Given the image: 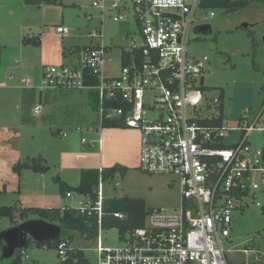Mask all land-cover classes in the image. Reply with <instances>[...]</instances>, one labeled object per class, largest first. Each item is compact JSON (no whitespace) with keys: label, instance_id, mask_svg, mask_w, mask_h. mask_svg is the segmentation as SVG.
<instances>
[{"label":"built area","instance_id":"1","mask_svg":"<svg viewBox=\"0 0 264 264\" xmlns=\"http://www.w3.org/2000/svg\"><path fill=\"white\" fill-rule=\"evenodd\" d=\"M200 4L201 0L113 1L109 8L118 12L113 20L124 21L131 15L140 36L139 41L119 48V75H108L105 69L113 61L115 48L98 43L73 52L68 64L45 66L39 86H33L32 78L20 80L23 89L38 92L40 103L48 94L90 92L100 128L116 122L140 130L144 172L174 174L180 179L179 209L151 210L144 227L120 235V246H106L100 227L97 264H228L226 244L234 215L246 208L247 198L264 184V149L254 150L249 142L250 133L264 131L258 128L261 116L244 119L236 129L241 134L239 142L225 144L223 92L212 95L215 91L205 84L210 59L188 53ZM93 5L104 11L107 0ZM71 31L62 25L57 28L64 37ZM95 37L103 38L99 30H94ZM42 110L40 104L33 112ZM220 117L223 124L218 126L214 122ZM98 145L102 147L101 140ZM103 191L100 181V217ZM56 241L59 264L78 263L71 243L65 237ZM17 253L23 259L26 248Z\"/></svg>","mask_w":264,"mask_h":264},{"label":"rangeland","instance_id":"2","mask_svg":"<svg viewBox=\"0 0 264 264\" xmlns=\"http://www.w3.org/2000/svg\"><path fill=\"white\" fill-rule=\"evenodd\" d=\"M94 1L64 0L62 6L48 5L44 10L36 9L37 26L47 18L45 27L48 34L45 41L42 30L33 36L40 37V41L42 38V45H25L21 50L20 39L12 35L4 48L0 68V208L15 206L19 200L18 190L22 179L18 184L13 180L16 176L13 167L19 157L18 162H25L28 158L46 159L45 164L50 166L46 174L31 169L21 172L27 174L24 175L29 181L35 178V185L43 182L46 176L45 183L48 184L49 179L52 183L48 191L54 198H64L55 181L57 176H65V179L77 183L79 172L73 168L87 157L92 159L98 154L103 155V166L125 169L124 175L118 173L113 181L104 183L105 197L143 198L150 210L173 212L180 207L179 177L144 172L140 162V130L128 127L100 128L90 92L48 94L42 98V103L38 102V96L30 109L32 120L24 123L21 109L24 85L20 82L21 78H32L33 86H39L44 66L68 64L73 52L78 51L77 47L98 43L115 48L113 61L108 62L105 69L108 75L117 76L121 71L119 48L139 41V30L133 17L128 15L124 21L115 22L113 17L118 12L109 8L113 1H127L130 4L131 0H107L104 11L94 6ZM211 11L215 12L214 17L209 16ZM59 24L72 30L69 37L58 34L56 26ZM243 24H248L249 28L244 29ZM193 26H210L213 31L212 35H201L191 30L188 53L210 59L205 84L215 91L212 95H217L218 91L224 93V142L236 144L241 136L236 129L244 119L253 121L262 113L258 128H264V4L261 8L234 12L200 8ZM94 30H99L103 38H93ZM51 40L55 47L61 46L62 53L66 52V59L62 57L61 61L53 62L49 56H45L44 43L47 52ZM11 76L15 77L14 81L9 80ZM40 104L42 112L34 114V108ZM226 128L234 130L228 132ZM64 133L67 134L65 138ZM82 139H85V143H82ZM100 140L102 150H99ZM249 142L254 150L264 149V131L250 133ZM90 151L95 153L88 155ZM61 152L67 156L61 157ZM256 179L261 181L258 177ZM3 186H6V191ZM64 199L67 206L72 207L89 203L87 198L77 194ZM247 202L246 208L234 215L230 241L226 244L228 264H264V184L261 183V188L248 197ZM23 222L18 218L17 225H14L10 218L0 217V235ZM72 233L63 231L61 238ZM73 235L71 247L83 251L91 264H97V240H88L78 232ZM103 241L108 247L120 246L119 231L104 230ZM26 252L22 264H59L58 251L54 245L46 248L30 239Z\"/></svg>","mask_w":264,"mask_h":264},{"label":"trees","instance_id":"3","mask_svg":"<svg viewBox=\"0 0 264 264\" xmlns=\"http://www.w3.org/2000/svg\"><path fill=\"white\" fill-rule=\"evenodd\" d=\"M27 6H33L40 8L42 5L62 6L64 0H24ZM264 0H201V8L203 9H223L226 11H238L247 8H261ZM213 34V32H212ZM211 34V35H212ZM24 45L40 46V37H24L22 40ZM76 49H80L77 47ZM3 48L0 46V66L2 64ZM66 52L64 51V58H66ZM213 89V88H212ZM64 92L63 94H66ZM38 92L35 89L24 88L21 99V109L23 112L24 123H28L32 120L30 109L36 102ZM224 93H222V97ZM41 97V96H40ZM92 104L95 101L92 95ZM262 114V113H261ZM260 114V116H261ZM216 125L223 124V117H220L214 122ZM105 127L111 128H126L122 123L110 122L106 123ZM45 159L40 158H28L25 162H17L13 171L16 174L24 169H31L36 173L46 174L50 171V166L45 164ZM121 173L125 174V169L119 166L103 168L102 170L91 168L83 169L80 174V184L76 187L71 186L64 181L60 176L55 179L59 185L60 192L65 198L70 194H77L83 196L89 200L86 206L72 207L65 206L63 208H37L27 207L22 208L17 201L15 206H2L0 208V217H8L11 219L14 225H17L16 221L19 218L21 221H28L32 219L45 220L50 223H57L61 226L62 232H78L80 235L88 240L96 239L99 233L100 227L103 230L117 229L119 234L125 235L128 232L135 231L142 228L145 225L146 218L150 213V209L147 207L146 200L143 198L135 197H105L102 202V214L99 215L97 209V203L99 200L98 186L100 181L109 183L116 178V175ZM116 214H122L123 218H119ZM73 233L66 237L68 242H72ZM58 241L39 244L42 247L48 248L51 245L56 247ZM4 246L0 240V250ZM78 263L76 264H90V261L85 256L84 252L78 249H73ZM7 262V264H22L23 259L20 253H17L15 257L9 261H5L0 258V264Z\"/></svg>","mask_w":264,"mask_h":264},{"label":"crops","instance_id":"4","mask_svg":"<svg viewBox=\"0 0 264 264\" xmlns=\"http://www.w3.org/2000/svg\"><path fill=\"white\" fill-rule=\"evenodd\" d=\"M45 8H48V5H42L40 8H38V7H33V6H27L24 0H0V46L3 48V53H4L5 46L11 40L12 35L16 36L17 39H20L19 48L21 45L22 46L21 50H23L25 47V45L22 42L23 37L24 36L33 37L36 35V33L39 30H42L43 42L45 41V38L47 37V34H48L47 28L45 27L47 25L45 23L47 18L43 19L40 25L38 26H37V23L35 22V19H37L35 10L36 9L44 10ZM58 26H60V24L57 25L56 28H58ZM58 34L64 37L62 34L60 33ZM39 35L41 36L40 33ZM53 42L54 41L51 40L48 43L47 52H46L47 46L45 43H44L43 48L45 51V56H49L53 62H58L62 60V57L64 58V52L62 53V48L60 45H57L55 47ZM41 45H42V38H41ZM2 59H3V55H2ZM1 67H2V64L0 68ZM99 150H102V148L100 147ZM94 153L95 152L90 151L88 155L94 154ZM65 156H67V154L64 152H61V157L64 158ZM66 168L71 169L70 167H66ZM91 168H96L100 170L103 168H108V167L103 166V155L98 154L92 159L90 157H87L83 163H79L77 164L76 168H73V169H77L79 172V180L77 181V183H72L69 180V178L65 179V176L62 179H65V181L71 186L76 187L80 184L81 171L83 169H91ZM24 174L26 173L21 172L20 174H16V176L13 177L14 182H16L17 184L22 179L20 183V188L18 190L19 200H17L19 202V205L22 208H27V207H30L31 205L37 208H63L68 205L66 204V201L64 198L62 197L54 198L53 197L54 195H52V193L48 191V188L50 187L52 183L50 179H49L48 184L45 183V180L47 178L46 176L45 177L42 176L43 182L38 184L39 185L38 187V185H35V178L32 181H29L25 177L27 174L26 175ZM3 190L4 191L7 190L6 186H3ZM103 233H104V230H103Z\"/></svg>","mask_w":264,"mask_h":264},{"label":"water","instance_id":"5","mask_svg":"<svg viewBox=\"0 0 264 264\" xmlns=\"http://www.w3.org/2000/svg\"><path fill=\"white\" fill-rule=\"evenodd\" d=\"M243 28L248 29L249 25L243 24ZM195 31L201 35H211L213 32L210 26H198ZM61 234L60 225L38 219L25 221L0 235V240L5 243L1 250V258L3 260L12 259L16 250L28 246L30 239L38 244H46L58 240Z\"/></svg>","mask_w":264,"mask_h":264}]
</instances>
